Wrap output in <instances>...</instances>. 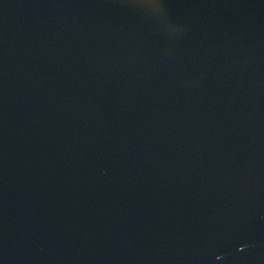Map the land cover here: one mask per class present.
Wrapping results in <instances>:
<instances>
[{"label":"water","instance_id":"water-1","mask_svg":"<svg viewBox=\"0 0 264 264\" xmlns=\"http://www.w3.org/2000/svg\"><path fill=\"white\" fill-rule=\"evenodd\" d=\"M0 264H264V0H0Z\"/></svg>","mask_w":264,"mask_h":264}]
</instances>
